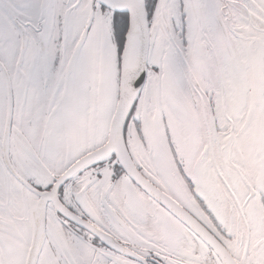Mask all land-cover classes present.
Returning <instances> with one entry per match:
<instances>
[{
	"label": "snow or ice",
	"instance_id": "1",
	"mask_svg": "<svg viewBox=\"0 0 264 264\" xmlns=\"http://www.w3.org/2000/svg\"><path fill=\"white\" fill-rule=\"evenodd\" d=\"M0 264H264V0H0Z\"/></svg>",
	"mask_w": 264,
	"mask_h": 264
}]
</instances>
